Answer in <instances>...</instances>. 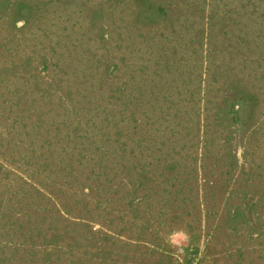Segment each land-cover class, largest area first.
I'll list each match as a JSON object with an SVG mask.
<instances>
[{
    "label": "rangeland",
    "instance_id": "374dc122",
    "mask_svg": "<svg viewBox=\"0 0 264 264\" xmlns=\"http://www.w3.org/2000/svg\"><path fill=\"white\" fill-rule=\"evenodd\" d=\"M0 264H264V0H0Z\"/></svg>",
    "mask_w": 264,
    "mask_h": 264
}]
</instances>
